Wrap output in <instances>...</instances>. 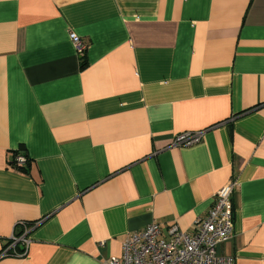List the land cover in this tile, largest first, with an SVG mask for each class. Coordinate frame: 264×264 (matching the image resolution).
I'll return each instance as SVG.
<instances>
[{"label":"crops","instance_id":"crops-1","mask_svg":"<svg viewBox=\"0 0 264 264\" xmlns=\"http://www.w3.org/2000/svg\"><path fill=\"white\" fill-rule=\"evenodd\" d=\"M231 180L217 254L264 264V0H0V264H107Z\"/></svg>","mask_w":264,"mask_h":264},{"label":"built area","instance_id":"built-area-1","mask_svg":"<svg viewBox=\"0 0 264 264\" xmlns=\"http://www.w3.org/2000/svg\"><path fill=\"white\" fill-rule=\"evenodd\" d=\"M70 39L81 55L88 44L71 32ZM204 132L184 133L176 136L174 147L193 146L203 140ZM29 159L24 154L16 156L15 165L20 169L28 167ZM238 187L237 180H231L215 195L207 215L196 222L195 230L187 233L175 225L169 230V238L162 235L157 222L128 236L120 257L111 258L107 264H234V259L217 254V246L233 237L235 215L233 196ZM28 246L26 234L13 235L2 257L17 255L16 246Z\"/></svg>","mask_w":264,"mask_h":264},{"label":"trees","instance_id":"trees-1","mask_svg":"<svg viewBox=\"0 0 264 264\" xmlns=\"http://www.w3.org/2000/svg\"><path fill=\"white\" fill-rule=\"evenodd\" d=\"M85 67H86V63L83 61V62H82V66H81V68L84 69ZM28 164H29V163H28ZM22 170H27V168L22 169ZM17 236H20V234L17 235ZM19 246H20V245L18 244V245L16 246V249H18ZM17 251H18V250H17Z\"/></svg>","mask_w":264,"mask_h":264}]
</instances>
